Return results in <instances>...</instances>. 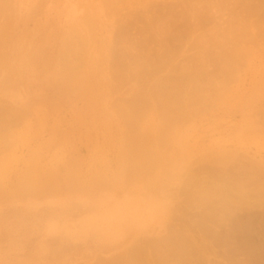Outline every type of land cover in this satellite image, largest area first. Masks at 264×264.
<instances>
[{
    "label": "rangeland",
    "instance_id": "1",
    "mask_svg": "<svg viewBox=\"0 0 264 264\" xmlns=\"http://www.w3.org/2000/svg\"><path fill=\"white\" fill-rule=\"evenodd\" d=\"M0 1L9 6L0 7V264H100L98 258L119 251H109L108 238L85 222L90 214H104L108 195L161 198L163 218L160 213L146 225L161 230L180 215L185 191L201 188L191 180L211 158L252 163L264 171V17L256 23L260 28L252 24L256 19L245 16L236 22L249 20V31L242 22L244 31L237 23V29L232 26L229 32L230 26L221 33L241 36L244 41L233 38L239 44L198 31L190 40H182L190 36L184 35V44L177 41L180 48L168 54L166 47L154 44L152 32L153 43L149 39L145 45L152 44L147 48L154 52L146 48V56L137 40L135 12L147 0ZM125 25L131 28L126 39ZM198 34H210L209 42L203 39L210 50L201 47ZM194 36L201 41L192 42ZM156 51L167 56L155 58ZM194 51H201L202 58ZM117 54L118 62L113 59ZM172 87L168 94L176 97L165 101ZM134 142L155 159L148 173L126 170L144 158L132 152ZM152 186L157 190L148 193Z\"/></svg>",
    "mask_w": 264,
    "mask_h": 264
},
{
    "label": "bare ground",
    "instance_id": "2",
    "mask_svg": "<svg viewBox=\"0 0 264 264\" xmlns=\"http://www.w3.org/2000/svg\"><path fill=\"white\" fill-rule=\"evenodd\" d=\"M229 1L228 0H147L144 3H141V5L144 4L143 7L140 6L144 9L143 10L144 15H143L142 11L140 12V10L142 8H139L140 13L137 11L138 9L136 10V12L135 11L130 12L131 14L130 13L129 14L131 16L127 12V14H128L127 17L130 16V19L133 20V18H131L134 15L133 13L134 12L137 13V16L136 15H134V16H136L135 18H138L137 20L136 19L135 20H136V24H138V27L140 28V29L138 28V30H139L138 32L141 36V37L139 36V38L137 40L139 41L141 39L140 42H138V43L142 44V47L145 46L144 47L145 50L143 48H141V49H143L144 53H145V51L147 52L149 50H150L149 53L151 51L154 52V49L151 48L152 44L151 45L150 44L145 45V44H147V43H145L146 40L148 41L149 39L153 38V36H151V33L153 32L154 37H156V38H157V36L161 37V39L160 38L159 39L154 38V44H158L162 48L166 47V49L169 50V52H167V54H168V53H170V51L172 49L175 50L176 47L180 48V47L176 46V44H178V42L181 41L183 36L187 35V34H189L190 36L187 35L186 38L184 36V38L182 40H185L188 37H189L188 39L190 40L191 37L193 38V35L197 34L196 32H198V31H199V34L201 32L204 34L210 33V34H214V35H219L221 33L226 34L228 31V27L231 26V30H229V32L230 31L232 32V29H233L232 26L235 28L236 26H238L239 23H242V22H245V24H247L248 26L245 24L244 25L242 24L243 27H241V25L239 24V26L241 27V31H244L243 29L245 28V26H247L246 30H248L250 28V24H248L249 20L247 21V23H246V21L236 22L240 18H241L240 21L246 17H250L251 20L253 18L252 21H256V20L257 21L252 23V24L253 25L255 24V28H256V26H257V28L259 27L258 24L256 25V23L259 22V19L261 20V18L264 17V0H233L232 3H231V1L230 2ZM3 2L5 4V1H3ZM8 2H9V0H8ZM2 4L3 3H1V1H0V7H4V6L9 7L8 5L3 6ZM6 4H7V1H6ZM4 8H2V9H4ZM77 8H78V6H77ZM0 10H1V8H0ZM218 10H220V12L222 10L223 13H221V15H220V12H219V15H217ZM228 10H230V12H228V15H226L225 12ZM138 13L140 14V16L143 15V17H140ZM124 15H126V13ZM123 17L125 19V16H123ZM128 19H126L127 22H128ZM130 19H129V21H130ZM132 20H131V22H132ZM262 21H264V20H262ZM262 21H261V23H262ZM127 22L125 23L123 21V23H125V24H127ZM233 22L234 23L236 22V24H233ZM253 25H252V27H253ZM132 26H134V25H132ZM125 27L127 28L126 25H125ZM130 27H131V24H130ZM136 27H137V25H136ZM131 28H129L128 31H126V34L124 32H122L124 35V38ZM239 28L237 31H239ZM236 29H237V27H236ZM250 30H252V28ZM118 31H120V30H118ZM256 31H257V29L255 30V32ZM157 33H159V35ZM155 34H157V36ZM210 34H208V35L210 36ZM222 34H221V36H222ZM236 34H234V35H236ZM114 35H115V33H114ZM208 35H204V36L208 37ZM228 35H231V34H228ZM240 35H243V34H240ZM119 36H120V34H119ZM119 36H117V37H119ZM142 36L144 37V39H142ZM225 36H222L223 39H226V41H224V42H228L230 40L232 41L234 38V36H233V38H231L232 35L230 36V38H229V36L228 37L227 36L225 37ZM259 36H260V34H259ZM202 37L203 36L201 35L200 36V38L202 39V41H201L200 39H197L194 36L195 40L193 39L192 42H194V41L197 42L198 40H200L203 43V44L201 43V47L204 48V46L206 44H208V43L204 42L205 38H207V37H205V38H202ZM126 38H127V36H126ZM215 38H219V37L215 36ZM240 38H241V36H240ZM240 38L235 37L234 39L238 40ZM125 39H124V41H125ZM155 39H156V41L158 40L157 43H155L156 42ZM196 39H197V41H196ZM208 39L209 38H207L206 41L209 42V40H211V39H209V40ZM227 39H228V41H227ZM119 40L123 41L122 39H119ZM214 40L216 41V39H214ZM242 40H239V41H242ZM233 41L235 43L238 42V41L236 42L235 40H233ZM233 41H232V43H234ZM113 42H112V44L115 43V42L114 43ZM182 42H184V41H181V44H184ZM211 42H213V41H210V43ZM247 42H249V41H247ZM127 43H125V44L128 46L127 48H129V45ZM152 43H153V40H152ZM239 43L240 42H238V44ZM119 44L122 45L121 43H119ZM143 44H144V46H143ZM199 44H200V42H199ZM254 44H256V43H254ZM71 45H72V43H71ZM178 45H180V44H178ZM196 45H198V44H196ZM147 46H151V47H148L149 50H146ZM207 46L208 45H206V47ZM239 46H241V45H239ZM249 46H247V47H249ZM71 47L72 46H70V48ZM120 47L121 46H118V50H120ZM201 47L199 45V48H201ZM215 47H217V45ZM244 47H246V46H243V48ZM132 48H135V47H132ZM225 48H227V47H225ZM121 49H122V47H121ZM124 49H125V47H124ZM124 49H122V50H124ZM141 49H140V52H141ZM181 49H177V50L180 51ZM223 49H220V50L222 52H224ZM198 50H200V49H198ZM198 50H196V51H198ZM202 50H204V49H202ZM236 50H238V49H236ZM121 51H119V52H121ZM126 51H128V50H126ZM179 51H177V52H179ZM131 52L134 53V51H131ZM140 52H139V54H140ZM143 52L141 54L142 56H143ZM159 52L156 51V53H158V54L155 53L156 54L155 58H157L159 55L161 58L167 56L166 52H165V54H163V53L160 54ZM177 52H175V53H177ZM200 52L201 51H199V52L194 51V53H197V55L201 56L202 54H200ZM209 52L210 51H207L206 54H208ZM152 53H150V55ZM210 53H209V56H210ZM216 53L221 54V52H218V51ZM225 53L227 54L226 51H225ZM230 53L228 52V54H230ZM120 54H122V52ZM139 54L137 53V55H139ZM147 54L148 53H145L144 55L147 56ZM206 54H204V55H206ZM220 54H219V56H220ZM248 54L249 53H247V55ZM127 55H128V53L126 54V57L128 58L129 55L128 56ZM141 55L139 57H141ZM230 55H229V57H231ZM237 55H238V53H237ZM133 56L135 57V55H133ZM146 56L145 57L143 56V58L144 59L146 58L147 60H149L148 59L149 57L147 58ZM209 56H208V58H210ZM216 56H218V55H216ZM113 57H117V56L113 55ZM119 57L120 56L118 55V57H117L118 60L116 58H113V59H115L118 62V61H120V59H122L121 57L119 59ZM126 57H124L123 60L127 62L129 60L125 59ZM139 57L137 56V60ZM193 57H195V55H193ZM226 57H227V55H226ZM141 58H139V63L141 62ZM196 58H197V56H196ZM201 58H202V56H201ZM213 58H215V57H213ZM4 59H5V57H4ZM113 59H111V60H113ZM129 59H131V58H129ZM222 59H220V60H222ZM243 59H246V58L244 57ZM6 60H5V62H6ZM160 60H162V59H160ZM145 61L146 60H144V62ZM117 62L115 65H117ZM121 62H120V64H121ZM209 62H210V60H209ZM123 63H122L124 66L123 69H125L124 75L127 76V74H126L127 72H125V71H127L126 67H125V62H123ZM146 63H149V61L145 62V64ZM157 63L159 64L158 60H157ZM160 63H161V61H160ZM140 64L142 65V62ZM140 64L138 65V63H137V67L141 66ZM145 64H143V65H145ZM128 65H126V66H128ZM120 66H122V65H120ZM145 66L147 67V65H145ZM129 67H130V65H129ZM203 67H204V65H203ZM70 68H72V67H70ZM119 69H117V70L119 71ZM123 69L121 71H123ZM71 70H73V69H70L69 73L71 72ZM130 70L131 71L133 70L135 72L134 69H130ZM203 70H205V69H203ZM128 71H129V68H128ZM133 71H132V73H134ZM207 72L209 73V71H207ZM185 73H187V71ZM211 73H212V71H211ZM215 73H217V71ZM141 74H140V77H141ZM152 74H154V73H152ZM212 75H213V73H212ZM145 76H147V75H145ZM127 77H129V76H127ZM134 77H136V76H134ZM73 78L74 77H72V79ZM150 78H153V77H151V76L148 77L149 80H150ZM129 79H131V78H129ZM124 80H125V78H124ZM126 80H128V79H126ZM132 80H134V79L132 78ZM137 82L140 83L139 81H137ZM220 83H221V86L223 87L224 84L222 85V82H220ZM200 85H201V83H200ZM217 85H219V84H217ZM217 85H216V87H217ZM184 86L185 85H182V87H184ZM139 87H140V84H139ZM148 87H150V86H148ZM144 88H142V89H144ZM155 88H157V87H155ZM178 88L180 89V87H178ZM208 88H209V86H208ZM223 88H221V89H223ZM169 89L172 90L173 87L168 88V90L166 88L167 94H168V92H170ZM149 90H151V89L149 88ZM149 90L147 89V91H149ZM144 91H145V89H144ZM147 91H146V95H147ZM153 92L154 91H152L150 93L152 94ZM157 92H159V91H157ZM178 92L180 93V91H178ZM225 93H226V91H225ZM139 95H142V94H139ZM147 96H149V95H147ZM174 96H175V92L171 93V94L169 93L165 97L164 100L166 101V100H168V98L172 99ZM222 97H223V95H222ZM136 105H138V104H136ZM151 109H152V107H151ZM152 137H153V135H152ZM141 139H143V138H141ZM135 140L136 139H134L133 141H135ZM131 143H133V142L131 141ZM134 143H135V145H134L132 152H134V151L135 152H142L143 148L137 147L136 142H134ZM143 154H144V158L140 162H133L127 166L126 170L129 174L132 175V174H137V173H143V174L148 173L149 169L152 167V164L155 163V159L152 156V154L149 152H145ZM209 155H211V154H209ZM162 163H164V162H162ZM174 164H176V163H174ZM159 172H160V170H159ZM188 172H189V170H188ZM197 173H198L197 176L195 177V179L191 180V183L201 185V188L200 189L198 188L199 190H196V191H193V190L185 191V193H187V198L185 199L184 205L182 206V208L180 210H178V211H181V210L182 211L180 212V215L176 216V218H175L176 221H174V223H171L167 229H161V230H160V228H159V230H158V228L157 229H146L148 227L147 224H149L151 222L154 223V221L158 218L159 214L161 212H163L162 210L164 207V204H163L164 202L161 203V201H159V200H161V198L159 200H155V198H154V200H153L152 197L151 198H144V196H143V198L137 197V196L136 197H130L128 194H125V192H127L128 190L124 192L125 195H123V196H118V195L110 196V195H108V192H107L108 201H110V202H109L108 206L106 205V207L103 208L104 214H98L96 212L93 213V214H95L93 216H91L92 214H90V217L85 222L89 228L93 227L94 229L101 231L103 233V236L105 235L108 238V241L110 243H112L109 251L116 250V249H118V251H119L117 253H112L113 255H109V258L107 257V259H106V257H105V259L103 257H101V259L98 258V260H101V261H99L100 264H264V186L262 185L264 183V171H263V169L261 167H258L256 165L252 164V163L236 165L234 162H232L230 159H228L226 157L225 158L219 157V158H211V164L209 163L207 165L200 167L198 169ZM173 178H174V176H173ZM189 187H191V186H189ZM113 189H114V187H113ZM155 190H157L155 188V186H152L149 188L148 193H153ZM105 193L106 192H104L103 194H105ZM137 193H138V191H137ZM115 194H117V193H115ZM138 196H141V195L138 194ZM149 197H150V195H149ZM180 204H182V203H180ZM168 207L170 208V205H168ZM168 207H167V209H168ZM161 214H160V216H162V218H163V214L162 215ZM159 218H161V217H159ZM165 218L167 219V217H165ZM58 223H59V221H58ZM146 225H147V227H146ZM149 225H151V224H149ZM158 225H159V223H158ZM143 228H144L145 232L142 233V235H141L140 229L143 230ZM103 236H102V238H104ZM116 242H118V243H116ZM102 258H103V260H102Z\"/></svg>",
    "mask_w": 264,
    "mask_h": 264
}]
</instances>
